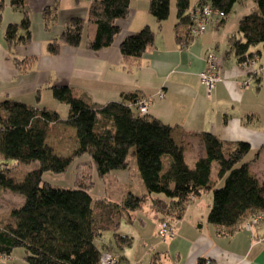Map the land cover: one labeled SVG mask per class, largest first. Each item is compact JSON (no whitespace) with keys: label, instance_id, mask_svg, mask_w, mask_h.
<instances>
[{"label":"trees","instance_id":"1","mask_svg":"<svg viewBox=\"0 0 264 264\" xmlns=\"http://www.w3.org/2000/svg\"><path fill=\"white\" fill-rule=\"evenodd\" d=\"M89 3L87 18H72L63 32L47 46V52L60 53L62 46L80 47L84 30L96 26L87 48L99 52L114 44L121 32L118 21L128 18L132 0H75ZM245 0H201L197 7L210 6L216 28L226 25L236 4ZM256 7L239 23V33L229 39V53L243 66L254 56L264 55V0H253ZM28 0H11V6L23 14L20 26L11 25L6 37L10 44L29 43L30 16ZM177 40L182 48L193 39L194 22L190 0H177ZM61 0L43 11L49 30L58 19ZM150 13L162 23L171 13V0H151ZM224 13V17H219ZM184 26L187 29L180 30ZM20 28L25 35H18ZM155 32L146 26L126 38L120 50L127 63L135 65L155 41ZM34 59L19 61L20 69L31 68ZM56 100L69 108L66 120L56 111L38 109L21 101L0 100V192L9 191L24 198V204L0 217V258H11L14 250H25L23 264H101L106 250L98 243L111 233L114 244L124 249L132 239L119 233L122 224L133 221L134 213L149 207L171 223L183 218L189 204L206 191L213 194L208 221L219 236L228 237L243 230L253 218L264 215V183L250 172L258 161L247 142H225L213 133H204L207 152L190 167L184 150L174 140L173 128L141 115L139 93H128L121 102L104 106L79 98L69 86L50 87ZM249 118H251L249 116ZM60 123L76 130L77 147L70 156L59 155L48 143L51 125ZM135 149L140 177L147 190L141 195L129 194L124 202L92 196L96 178L110 182L112 172L132 167L130 153ZM84 157H88L87 160ZM7 161H14L10 166ZM39 162L40 168L25 173L21 181L11 174L22 164ZM219 164L217 181L212 186L214 164ZM74 166V187L57 188L45 179L47 172L64 174ZM264 227V219L262 221ZM17 264V263H8ZM198 264H214L206 258Z\"/></svg>","mask_w":264,"mask_h":264},{"label":"crops","instance_id":"2","mask_svg":"<svg viewBox=\"0 0 264 264\" xmlns=\"http://www.w3.org/2000/svg\"><path fill=\"white\" fill-rule=\"evenodd\" d=\"M200 1L190 0V12ZM53 2L28 0L31 40L26 44H10L7 29L11 25L20 26L23 14L11 6V0H0V100L11 98L38 109L56 111L61 120H66L68 106L54 98L50 87L69 86L77 97L100 106L121 102L128 93H139L141 99L150 101L149 117L172 126V136L183 148L190 167L207 155L203 134L213 133L228 143H249L252 151L246 161L259 155L258 161L250 165V172L264 183V55L259 56L255 67L246 68L235 54L229 53L230 37L239 33L241 19L255 10L253 0L236 4L224 27L210 24L186 48L177 40V0H171L170 16L162 23L149 11L151 0H132L128 18L118 21L121 32L112 46L96 53L90 51L87 42L95 35L96 26L89 24L80 47L62 46L57 55L48 53L47 46L72 18L88 17L89 3L61 0L58 19L47 30L43 11ZM146 26L155 32L153 45L138 63H127L120 50L122 42ZM18 35H25V30L20 28ZM210 53L220 61L223 78L211 96L200 82V73ZM30 58L34 59L31 68L21 70L17 63ZM47 143L59 155L70 156L77 147L76 130L54 123ZM127 172L111 174L110 184L125 189L119 199L108 198L110 201L122 203L129 194L147 192L144 184L134 186ZM139 179L142 182L140 175ZM214 185L220 187L223 182L215 180L212 174ZM212 195L206 191L187 206L183 218L173 222L172 238L159 236L162 217L146 207L120 228L121 235L132 239L130 246L119 249L113 240L103 239L102 244L106 250L114 251L118 264H198L203 258L214 264H264V241L260 240L264 227L253 231L244 228L232 236H219L208 221ZM16 199L19 204L11 211L24 204L23 197ZM8 213H0V217Z\"/></svg>","mask_w":264,"mask_h":264},{"label":"rangeland","instance_id":"3","mask_svg":"<svg viewBox=\"0 0 264 264\" xmlns=\"http://www.w3.org/2000/svg\"><path fill=\"white\" fill-rule=\"evenodd\" d=\"M45 100H46V98H44V101ZM68 112H69V108H68ZM134 151H135V149H133L130 153V160L132 161V167H131V170H128L127 173H129L128 175L132 178L134 186H136L138 188L140 185L142 186L143 183L139 179L140 172H139V168L137 166V161H136V157L134 155ZM86 158H88V157H86ZM2 161L4 162V160L0 159V162H2ZM7 162L9 163L10 166L14 165V163H15L14 161H7ZM74 166L75 165H72L70 170L64 174H54L52 172H47L45 174V179L47 181L51 182V184H53V186H55L57 188H62V189L73 188L74 187ZM39 168H40L39 162L22 164L20 166L19 170H17L16 172L11 174V177H13L15 180L19 181L20 179L23 178V175H25L26 172L31 171V170H35V169H39ZM218 171H219V164L215 163L214 167H213V178L215 180H218V178H217ZM96 183H97V187L92 192V196L95 199L104 198L105 196H106V198H110L112 200L117 199V198L119 199L122 196L124 189H125L124 186H116L114 184H110V182L105 183V182L101 181L99 178H96ZM4 194H5V192H0V198L1 199L3 198L2 196ZM16 197H22V196L15 194V193L13 194L12 192H8L6 197H4L5 199L3 198L4 200H0V213H8L12 210L11 208L13 206L18 205L19 203H18ZM260 226H263L262 222H260L256 227H260ZM245 228H246V226H245ZM119 233H123V229L120 230ZM102 239L105 240L106 242L107 241L112 242V240L114 241L111 233H106ZM102 239H98L99 244H102V241H103ZM24 256H25V250L23 248H17L16 250H14L13 255L10 259L9 258H0V264H8L11 262L17 263V264H23Z\"/></svg>","mask_w":264,"mask_h":264},{"label":"built area","instance_id":"4","mask_svg":"<svg viewBox=\"0 0 264 264\" xmlns=\"http://www.w3.org/2000/svg\"><path fill=\"white\" fill-rule=\"evenodd\" d=\"M215 13L210 6L197 7L192 15V20L194 22L193 38L197 37L199 34L205 32L209 25L213 23L215 18ZM219 17H224V13H219ZM259 56H254L251 60L244 63V67L253 68L258 63ZM222 66L216 55L210 53L206 58V67L200 73V82L206 88L209 96L212 95L213 90L216 85L223 81L221 76ZM247 84V83H246ZM139 111L141 115L148 116L150 101L141 100L138 103ZM264 215L253 218L250 222L246 224V228L249 231H253L254 228L262 222ZM158 234L164 239L172 238L174 234V226L169 220H161L158 227ZM264 241V235L260 239ZM101 264H118V258L114 251L107 249L103 252L101 256Z\"/></svg>","mask_w":264,"mask_h":264}]
</instances>
